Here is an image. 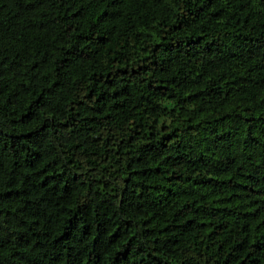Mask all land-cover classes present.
I'll list each match as a JSON object with an SVG mask.
<instances>
[{
	"label": "trees",
	"instance_id": "obj_1",
	"mask_svg": "<svg viewBox=\"0 0 264 264\" xmlns=\"http://www.w3.org/2000/svg\"><path fill=\"white\" fill-rule=\"evenodd\" d=\"M0 264H264V0H0Z\"/></svg>",
	"mask_w": 264,
	"mask_h": 264
}]
</instances>
